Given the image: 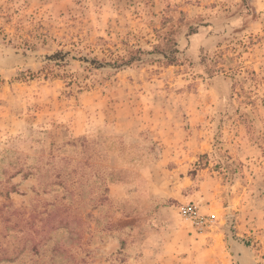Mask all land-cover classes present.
<instances>
[{"label": "rangeland", "instance_id": "1", "mask_svg": "<svg viewBox=\"0 0 264 264\" xmlns=\"http://www.w3.org/2000/svg\"><path fill=\"white\" fill-rule=\"evenodd\" d=\"M149 252L264 264V0H0V264Z\"/></svg>", "mask_w": 264, "mask_h": 264}, {"label": "trees", "instance_id": "2", "mask_svg": "<svg viewBox=\"0 0 264 264\" xmlns=\"http://www.w3.org/2000/svg\"><path fill=\"white\" fill-rule=\"evenodd\" d=\"M178 13L180 14V16L182 15L181 11H179ZM163 20H164L163 22L164 25L166 21L170 20V17L164 16ZM193 29L194 28L190 27L189 28L190 32H193L194 31ZM151 48H152L151 52H154L162 56L163 63L165 65L177 63L178 60L176 58V54L179 52V50L177 48L176 27L174 25L173 26L171 25L167 31L163 32L162 34H159L157 42L152 44ZM141 53L143 52L140 49L130 50L127 59L123 60V58H119V62L112 63L110 65L130 64L131 62L135 61V59H138ZM204 156L205 154L200 155L199 159L196 162H194V166H198L200 164L201 158H203ZM192 171H190V173L193 175L195 173V170ZM56 177L59 178L60 176L56 175ZM102 178H103L102 184L104 185L105 193L110 185H113L119 181L117 170H115L114 168H109V171L106 175L103 172ZM50 184H56V183L51 182ZM47 216H49V214ZM63 219H65L66 222H68L67 220H70L67 213H65V215L62 216L59 221L61 222Z\"/></svg>", "mask_w": 264, "mask_h": 264}, {"label": "built area", "instance_id": "3", "mask_svg": "<svg viewBox=\"0 0 264 264\" xmlns=\"http://www.w3.org/2000/svg\"><path fill=\"white\" fill-rule=\"evenodd\" d=\"M182 215L196 225L209 224L213 221L210 216H203L199 214L196 208L192 205H185L181 207Z\"/></svg>", "mask_w": 264, "mask_h": 264}, {"label": "crops", "instance_id": "4", "mask_svg": "<svg viewBox=\"0 0 264 264\" xmlns=\"http://www.w3.org/2000/svg\"><path fill=\"white\" fill-rule=\"evenodd\" d=\"M142 260V261H141ZM141 262L146 264H154V263H162V261H165L161 254H154L153 252H149L145 254L141 259Z\"/></svg>", "mask_w": 264, "mask_h": 264}]
</instances>
